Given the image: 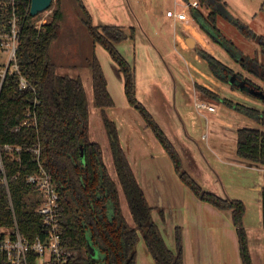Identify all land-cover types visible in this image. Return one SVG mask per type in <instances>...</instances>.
Here are the masks:
<instances>
[{"label": "trees", "instance_id": "obj_1", "mask_svg": "<svg viewBox=\"0 0 264 264\" xmlns=\"http://www.w3.org/2000/svg\"><path fill=\"white\" fill-rule=\"evenodd\" d=\"M6 1L0 0L2 31L9 29L8 21L11 18V8L3 5ZM73 1L93 43H99L107 51L121 74L127 103L140 114L167 153L178 177L194 195L218 209L230 211L241 262L252 264L242 221V201L202 190L183 169L178 153L163 130L138 101L135 67L116 47L128 37L133 38L134 31L131 30L127 36L119 26H94L81 0ZM198 2V8H189L190 16L213 42L221 45L232 59L240 62L242 54L233 49L234 46L225 40L216 27L215 18L221 15L217 3H222L224 7L225 3L221 0ZM29 5L30 0H16L14 5L20 28L16 59L19 72L28 85L19 88V75L15 72L6 75L0 89V151L6 178V185L0 182V230L11 229L16 223L21 236L29 241L46 234L47 228L36 211L40 201L38 192L25 179L28 174L42 168L50 175L59 195L58 218L62 245L71 254L68 264H137L139 234L144 238L156 264H183L179 230H176V251L172 252L151 217V207L119 144L116 127L105 113L104 109L111 107L113 100L99 60L94 54L87 60L93 98L101 111L115 171L135 226L128 224L121 211L117 187L107 172L99 144L87 136L88 103L82 81L80 77L57 74L51 58L50 46L57 39L60 29V0H54L48 21L38 27L34 25V17L29 15ZM202 8L209 11L205 14ZM231 22L246 39H254L248 26L236 18ZM256 40L264 49V39L258 37ZM195 51L206 61L214 77L232 89L255 97L237 85V82H243L245 86L253 88L248 80L234 74L227 65L201 46L196 45ZM195 88L206 97L223 102L264 127V112L220 98L197 84ZM27 114L34 116V120L29 119ZM5 146L12 149L7 150ZM14 147L19 150L15 151ZM35 149H38V153ZM236 155L241 160L264 166V130L238 128ZM260 203L264 229V187ZM90 247L96 251L97 258L90 254ZM0 264H6L1 252ZM29 264L40 263L35 255H31Z\"/></svg>", "mask_w": 264, "mask_h": 264}, {"label": "crops", "instance_id": "obj_2", "mask_svg": "<svg viewBox=\"0 0 264 264\" xmlns=\"http://www.w3.org/2000/svg\"><path fill=\"white\" fill-rule=\"evenodd\" d=\"M188 1L81 0L94 26H119L127 36L130 35L131 30L134 31L133 38L128 37L119 44L126 43L125 45L132 47L135 51L138 46L145 48L149 63L146 66L148 78L143 80V89L147 96L144 97L142 103L147 110L149 109L148 112L154 120L156 117L151 109L155 110L157 115L162 118L160 122H164L167 129L169 126L171 127V130L168 129L170 133H174L173 130H175L172 125L181 122L194 130L195 124L192 122V118H188L185 114L191 101L195 103L201 100L214 106L211 98L196 90V84L217 94L220 98L229 99L222 94H225L224 90L229 86L210 73L206 61L197 55L196 46L190 48L184 40L183 35L191 36L196 45L207 51L211 46V43L207 41L206 34L190 16L189 8L187 9V18L182 22L165 15L168 9L183 10ZM209 52L215 56L212 50ZM151 53L155 54L154 58L150 56ZM135 76L137 77L136 69ZM171 81H173V87H171ZM107 89L109 92L108 82ZM109 94L113 105L105 108V113L116 127L119 144L148 205L151 207V217L167 248L172 252L176 251L175 237L176 230H179L183 264H242L230 211L218 209L194 195L180 180L172 162L171 165L178 180L174 184L166 183L162 186L160 183L163 178L161 170L153 164L152 158L154 153H157L161 158L168 157L167 153L141 117L139 118L141 125L137 117L133 118L139 127L133 131V149L131 151L126 149V145L128 144V148L131 143L130 134L133 126L130 124L129 129H124V131L122 129L121 132L120 121L124 124L127 123L129 120L127 115L130 116L129 110L127 106L116 107L112 94L110 92ZM137 94L139 96L136 79ZM127 105L131 107L128 103ZM222 105L234 111L231 107L223 103ZM170 108L173 110L168 112ZM216 111L215 109L212 112L201 114L203 117L207 118L208 116L209 118L204 128L212 131L208 138L205 135L202 139L200 135L197 144H193L192 134L180 138L181 141L179 139L177 143L175 141H171V143L179 155L183 169L201 188H205L208 192H215L214 194L218 196H220L219 192H223L224 196L220 197L242 201L244 204L242 221L247 235L251 262L252 264H264L262 257L264 254V229L261 222L260 203V194L264 186L259 183L260 178L253 175L254 171L264 173V166L258 167L257 164L241 160L236 155V130L240 128L238 124L245 122L242 120V123L233 121L236 120L235 114L232 116L218 114L210 120V114ZM235 113L240 114L237 111ZM121 133L124 134V141ZM152 137L157 140L159 146L153 142ZM143 142L145 144L148 142L154 148L152 150L143 149ZM155 145L160 150H155ZM182 152H184L187 165H184ZM144 160H149L151 166L143 167L142 165L140 167ZM157 199L161 201L159 210L155 202ZM164 209L169 210L168 213ZM141 238L143 244L139 247L137 243L136 246V263L156 264L144 238L139 234V240Z\"/></svg>", "mask_w": 264, "mask_h": 264}, {"label": "rangeland", "instance_id": "obj_3", "mask_svg": "<svg viewBox=\"0 0 264 264\" xmlns=\"http://www.w3.org/2000/svg\"><path fill=\"white\" fill-rule=\"evenodd\" d=\"M221 1L225 3V8L227 12L233 18L238 19L244 25L248 26L253 32L255 37L253 40L246 39L244 36H242V34L237 30L236 26L230 20H228L223 15H217L215 18L216 27L221 32L225 40L229 41L232 44V47L234 46L233 49L239 51L242 54L243 57H241L240 62H242L243 65L239 61L232 59L226 53V50L221 45L213 42L206 35L207 41L211 43L209 50L210 51L212 50L215 53V57L219 61L227 65L233 71L234 74H239L240 76H242L243 79L248 80V82H250L251 86L253 87V90L257 89L264 94V49L258 44L259 41L256 40L258 37H262L264 39V0H221ZM51 4L52 6L49 9L53 10L54 0L52 1ZM202 10L204 9L202 8ZM60 11H61V19L59 21L60 29L58 32V37L54 42L51 43L50 46V54L52 61L56 66V73L60 75H67L72 78L80 77L88 103L87 105H88L89 116H88V125H87V136L90 140L95 141L99 144L102 152V157H103L102 159L106 166L107 172L116 184L122 213L124 217L127 219L128 224L130 226H135L136 224L129 212V208L127 206V202L122 187L119 183L115 171L113 159L110 152V144L104 127L101 111L100 108L96 106L93 98L92 85H91V72L87 63V60L93 54L98 58L104 70V73L106 75L105 78L107 79L108 82L109 92L113 96V99L116 103V107L123 108V106H127V109L129 110L128 114H130V116L127 115V118H129V120H127V123L124 124L120 121L121 132L122 129L123 131L124 129H129L130 124H132L133 126L130 134L131 143L129 144L128 148H127L128 144L126 145V149L129 151L133 149V131L137 130L139 127L137 122L133 120V118L137 117L139 120L138 122L141 125L142 123L141 120L139 119L141 116L134 108H131L127 105L122 89L121 74L118 72L115 63L109 57L107 51L99 43H93L92 38L90 37L86 27L80 21L79 12L74 1L60 0ZM208 11L209 10H204V13L206 14V12ZM50 15L51 13L48 15H45L44 12L39 13L36 17H34L33 21L34 22L39 21L40 19L43 18H45L46 21H48ZM125 44L126 43L117 44V48L125 56L126 60L132 63L135 69L137 70L136 79L138 83L139 96L137 94L136 97L138 101L142 103L144 97L147 96V95L145 96L144 93L143 80L148 78L146 73L147 72L146 66L147 63H149L147 60L148 57L145 52V48L138 46L137 51H135L134 49H132V47ZM150 56L155 57V54L151 53ZM3 60H4V55L2 54L0 57V62H2ZM157 80L159 79L157 78ZM173 86H174L173 81H171V87ZM224 92L225 94L222 93L223 96L228 97L230 101L242 105H247L254 110L264 112V102H262V100L260 99H256L257 97H251L250 95L245 94L240 90L230 88V86L229 88L227 87V89L224 90ZM215 100L216 102H214ZM211 101H213L214 107L217 111L215 113L210 114L211 117L210 120H212V118L218 114H222V115L227 114L229 116L235 114L234 116L236 117V120L233 121H236L237 123H242V121L245 122L242 124H238L239 127H255L257 129L264 130V127L254 122L253 120H250L245 116H241L240 114L235 113V110L233 111L231 109L230 110L227 109V107L222 105L223 102L222 103L221 101L218 102L219 100L215 98H211ZM144 107L146 108L145 105ZM156 110L159 111L158 109ZM169 110H173V108L168 109V112ZM151 111L156 117L155 120L157 121V124L158 125L160 124L159 125L160 127L162 125V127L165 129L164 130L161 127L170 142L175 141V143H177V141L180 138L182 139V137L184 136L193 134L194 137L193 144H197V139L199 138L200 135L202 136L203 139L205 135L208 138V135L212 133L211 129L209 130L204 129L205 123L209 121V118L208 116L207 118H205L201 114L205 113L206 111L202 112L197 110L192 101L190 102L187 110L185 111V114L188 118H192V122H194L195 124L194 130H191L189 125L181 122L179 124L177 123L175 125H172V127H175V130H173L174 133H170L169 130H171V127L169 126L168 128L169 130H168L167 127L164 126L163 124L164 122H160L162 118H160L157 115L155 110L151 109ZM121 137L122 140L124 141L123 133H121ZM152 138L154 140L153 142H155V144L158 145L159 143L157 142V140L154 137ZM181 139L179 141H181ZM156 145H155V150L157 149L160 150L159 147H157ZM142 147L143 149H147V150H152V148H154L148 142L146 144L143 142ZM182 158H183V162L185 163L184 152H182ZM152 159L154 161L153 164H155L161 170L163 178L161 179L160 183L162 186H164L166 183L174 184V182L178 180L177 175L175 174L172 168L171 161L169 160L168 157L161 158L157 155V153H154ZM142 165L143 167L151 166L149 160H144L143 162H141L140 167ZM184 165L187 164L185 163ZM189 165H191L190 162ZM259 166L263 167V165H258V167ZM253 175L254 177H259L260 178L259 183L264 186V173L261 172L257 173L256 171H254ZM154 176L155 175L153 174V177ZM202 189L208 191L205 188ZM219 193L220 196H224L223 192H219ZM155 202L159 210L161 205L160 199L155 200ZM256 205L258 206L257 202ZM164 211L168 213L169 210L164 209ZM142 244H143V240L141 238L138 242V246L140 247V245ZM262 257L264 258V254H262Z\"/></svg>", "mask_w": 264, "mask_h": 264}, {"label": "built area", "instance_id": "obj_4", "mask_svg": "<svg viewBox=\"0 0 264 264\" xmlns=\"http://www.w3.org/2000/svg\"><path fill=\"white\" fill-rule=\"evenodd\" d=\"M15 1L7 0L3 3L6 8H11V18L8 21L9 29L7 31L0 29V57L2 54L4 55V60L0 62V89L6 75L15 72L19 75V88H25L28 85L27 80L19 72L16 59L20 28L14 13ZM199 6L198 0H191L184 5L183 10L168 9L165 15L168 18H174L176 21L182 22L187 18L188 8H198ZM51 11V9H47L44 13L48 15ZM45 22L46 19L43 18L35 21L34 25L38 27ZM194 105L199 111L212 112L215 110L213 105L205 101H196ZM27 117L34 120V116L31 114H27ZM17 129L15 128V130ZM5 148L7 150L12 149L10 146H5ZM14 149L15 151L19 150L18 147H14ZM35 152L38 153V149H35ZM4 173L3 157L0 151V174H2L0 182L6 185ZM25 179L38 192L40 201L36 211L41 215L47 232L43 237H36L34 240L29 241L21 236L16 223L11 229H1L0 252L3 254L5 263L29 264L30 256L35 255L37 262L40 264H68L71 254L62 245L61 227L58 218L59 195L50 175L44 169L39 168L35 173L28 174Z\"/></svg>", "mask_w": 264, "mask_h": 264}, {"label": "water", "instance_id": "obj_5", "mask_svg": "<svg viewBox=\"0 0 264 264\" xmlns=\"http://www.w3.org/2000/svg\"><path fill=\"white\" fill-rule=\"evenodd\" d=\"M52 1L53 0H30L29 10H28L29 15L31 17H35L39 13L46 11L50 7ZM217 9L220 12V14L226 17L228 20L230 21L233 20V17L227 12L226 8L224 7L222 3H217ZM183 36H184V40L186 44L190 48H194L196 46V42L191 36H187V35H183ZM232 81H233V78L230 80V83ZM237 85L239 86V89L247 90L250 94L259 98L260 100L264 99V94L261 91L253 90V88L245 86L243 82H237ZM89 250H90V254L94 258H97L96 251L92 247H90Z\"/></svg>", "mask_w": 264, "mask_h": 264}]
</instances>
